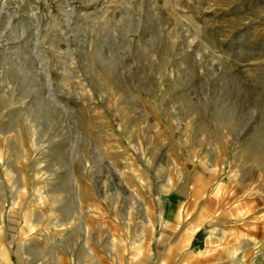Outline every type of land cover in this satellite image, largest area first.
Here are the masks:
<instances>
[{
  "label": "rangeland",
  "instance_id": "rangeland-1",
  "mask_svg": "<svg viewBox=\"0 0 264 264\" xmlns=\"http://www.w3.org/2000/svg\"><path fill=\"white\" fill-rule=\"evenodd\" d=\"M0 264H264V0H0Z\"/></svg>",
  "mask_w": 264,
  "mask_h": 264
}]
</instances>
